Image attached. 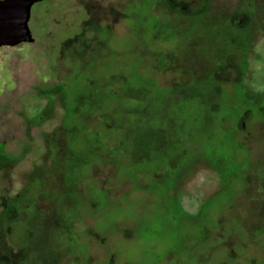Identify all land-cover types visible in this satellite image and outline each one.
Instances as JSON below:
<instances>
[{
	"label": "rangeland",
	"instance_id": "374dc122",
	"mask_svg": "<svg viewBox=\"0 0 264 264\" xmlns=\"http://www.w3.org/2000/svg\"><path fill=\"white\" fill-rule=\"evenodd\" d=\"M0 44V264H264V0H38Z\"/></svg>",
	"mask_w": 264,
	"mask_h": 264
},
{
	"label": "water",
	"instance_id": "95a60500",
	"mask_svg": "<svg viewBox=\"0 0 264 264\" xmlns=\"http://www.w3.org/2000/svg\"><path fill=\"white\" fill-rule=\"evenodd\" d=\"M38 0H0V44L28 37L32 7Z\"/></svg>",
	"mask_w": 264,
	"mask_h": 264
},
{
	"label": "flooded vegetation",
	"instance_id": "af4514ba",
	"mask_svg": "<svg viewBox=\"0 0 264 264\" xmlns=\"http://www.w3.org/2000/svg\"><path fill=\"white\" fill-rule=\"evenodd\" d=\"M29 36H30V35H29ZM29 36H28V37H29ZM28 37H26V38H28Z\"/></svg>",
	"mask_w": 264,
	"mask_h": 264
}]
</instances>
